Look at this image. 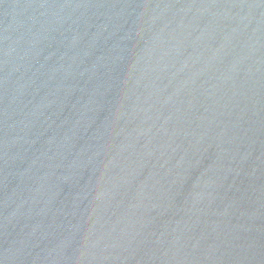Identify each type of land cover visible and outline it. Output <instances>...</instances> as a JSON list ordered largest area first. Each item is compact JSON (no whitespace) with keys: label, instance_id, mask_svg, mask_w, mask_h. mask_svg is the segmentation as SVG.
I'll list each match as a JSON object with an SVG mask.
<instances>
[{"label":"water","instance_id":"water-1","mask_svg":"<svg viewBox=\"0 0 264 264\" xmlns=\"http://www.w3.org/2000/svg\"><path fill=\"white\" fill-rule=\"evenodd\" d=\"M0 264H264V0H0Z\"/></svg>","mask_w":264,"mask_h":264}]
</instances>
